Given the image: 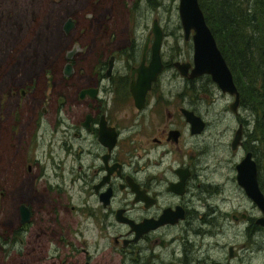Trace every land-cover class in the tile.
Returning a JSON list of instances; mask_svg holds the SVG:
<instances>
[{"label":"flooded vegetation","instance_id":"1","mask_svg":"<svg viewBox=\"0 0 264 264\" xmlns=\"http://www.w3.org/2000/svg\"><path fill=\"white\" fill-rule=\"evenodd\" d=\"M21 1L0 0V50L14 47L11 44L17 41L15 33H19V29L15 26L23 21L19 17L24 16L19 10ZM65 20L60 25L61 30ZM70 22L72 29L73 20ZM152 39L147 32L138 45H134L137 42L115 44L110 41L108 47L93 57L87 78L76 74L81 69L70 63L78 52L72 45L64 52L66 62L62 67L50 69L53 77L45 74L46 97L43 96L39 110L44 127L39 133L35 130L26 141L29 161L25 170L33 199L41 198L43 202L54 194L53 200L57 201L64 192L63 187L71 190L69 208L74 225L58 231L46 226L41 233L47 232V242L31 246L26 256L33 258L18 262L200 264L204 260L203 264H207V259L211 258L207 252L208 238L217 236V231L221 230L207 228L208 210L214 211L207 203L208 194L213 195L215 192L210 189L216 191L226 182L234 181L236 187L239 186L234 177L219 185L208 181L207 157H217L226 150L228 158L219 156L212 173L224 163L235 175L234 166L245 152L250 151L255 161L252 142L257 139L247 133L248 120L239 112L246 109L235 83L238 99L232 105L234 95L221 92L209 75L179 74L174 63H191V58L164 59L159 45L160 70L147 83V75L140 74V66L146 68L151 61ZM72 49L70 57L66 58ZM65 64L70 67L65 69ZM36 68L33 72H37ZM142 72L145 74L144 70ZM136 82L140 84L133 95L130 84ZM32 90L26 82L18 86L12 84L8 96L24 98ZM214 106L221 107L209 119ZM184 112L194 116L193 124ZM231 120L234 128L226 135ZM221 124L225 128L215 132L216 135L208 133L209 128ZM236 129L240 138L232 149ZM39 148L42 161L38 157ZM51 180L55 181L51 183ZM37 188L48 193L41 196ZM19 205L26 208L28 220L18 223L30 224L34 208L26 202ZM42 209L40 206V211ZM259 216L260 213L229 215L234 224L231 225L232 238L240 241L242 231L245 239L240 246H217L214 241L211 246L220 252L216 255L219 260L212 264H238V251L245 245L249 263L251 253L256 255L263 251L259 246L264 245V226L255 223ZM240 220L245 222L242 229ZM21 231L0 236V248L8 251L5 247L12 246L15 239L20 243ZM49 241H53L52 244Z\"/></svg>","mask_w":264,"mask_h":264},{"label":"rangeland","instance_id":"2","mask_svg":"<svg viewBox=\"0 0 264 264\" xmlns=\"http://www.w3.org/2000/svg\"><path fill=\"white\" fill-rule=\"evenodd\" d=\"M18 4L16 2L17 6ZM177 4L178 0H22L20 2L19 10L23 11L24 16H20L19 19L23 21L14 25L21 33L20 35L15 33L17 41L11 44L14 47L8 49L1 47L0 50V236L6 237L10 231H13L12 234L20 229L22 231L18 234V238L21 239L20 243L15 239L12 246L5 247L9 249L8 251L0 248V264H23L18 261L32 259L33 257L26 256V254L31 246L47 242V232L41 233L46 226L58 231L61 227L74 225L72 224L73 212L69 208L71 190L63 187L64 192L57 201L53 200L54 194L44 199L43 202H40L41 198L33 199L29 176L25 170V164L29 161L27 150L25 151L26 141L35 130L39 133L44 127L39 110L44 102L43 96L46 97L45 74H50L48 78L53 77L50 69L62 67L66 62L64 52L75 45L78 52L75 53L70 63L73 67L81 69L76 74L81 73L82 78H87L88 69L96 53L108 47L110 41L115 44L126 42H137L134 45L140 44L138 42L147 32H150L153 19L161 30L160 51L163 58L175 57L179 60H190L191 42L190 39L182 38ZM66 18L73 20L74 27L64 33L60 25ZM11 21L12 19L9 18V22ZM34 68L37 72H33ZM175 80L177 83L180 82L178 77ZM23 82L33 89L32 92L24 98H9L8 89L12 84L18 86ZM68 91L71 90L68 89ZM220 107L212 108L209 119ZM239 112L244 114L248 120L247 133H253L252 114L247 108ZM221 128L225 126L221 124L207 131L216 135L214 133L219 132ZM233 128L234 121L231 120L225 134L230 135ZM12 132L15 135H12ZM252 146L257 153L254 158L257 163L258 176L264 184V157L260 152L262 144L256 141L252 142ZM40 151L41 148L38 149V157L42 161ZM241 155L243 153H240ZM219 156L226 160L228 153L225 150ZM219 156H208L206 162L208 165L207 179L214 181L217 185L224 180L232 181L231 178L234 177V172H229L224 163L222 168L216 167L217 170L212 173V168L218 165ZM53 181L55 180H51V183ZM40 186H43L41 182ZM37 189L42 192L41 196L46 192L43 188ZM210 190L215 193L211 195L209 192L207 203L210 207H214V211L208 210L207 228H217L221 231H217V236L208 238L207 252L211 258L207 259V264L219 260L216 255L220 251L211 246L214 241L217 242V246L222 244L240 246L245 239L242 231L240 241L232 238L231 225L234 224L229 218L230 214L253 213L258 215L260 213L242 189L236 187L234 181L224 183L216 191ZM21 202L30 204L35 211L32 222L24 226L18 223L17 207ZM40 206L43 207L41 211ZM244 223L240 220L239 228L242 229ZM53 241L48 243L52 244ZM202 247L204 248V245ZM259 247L263 251L256 255L251 253L253 255L250 257V263L247 260L246 245L241 248L238 251L240 257L238 264H264V245ZM225 250L224 246L223 254ZM194 256L193 253L192 258ZM203 262L204 260H201L200 264Z\"/></svg>","mask_w":264,"mask_h":264},{"label":"trees","instance_id":"3","mask_svg":"<svg viewBox=\"0 0 264 264\" xmlns=\"http://www.w3.org/2000/svg\"><path fill=\"white\" fill-rule=\"evenodd\" d=\"M197 1L242 104L252 114V136L262 144L264 157V0ZM257 182L264 195L258 173Z\"/></svg>","mask_w":264,"mask_h":264},{"label":"water","instance_id":"4","mask_svg":"<svg viewBox=\"0 0 264 264\" xmlns=\"http://www.w3.org/2000/svg\"><path fill=\"white\" fill-rule=\"evenodd\" d=\"M177 13L182 28V38L190 39L191 42V63L179 62L174 63L175 68L182 76L195 77L200 74L209 75L211 81L215 83L221 92L234 95L232 105H235L238 99V92L233 84L231 73L218 50L214 37L207 26L203 13L199 7L197 0H178ZM71 27L70 19H66L62 25V30L67 33ZM150 34L152 35L151 43V61L146 68L140 66L141 76L147 75V83L160 70L159 62V45L161 42V30L156 21L151 22ZM74 49L66 54L69 58ZM69 64H65L64 68L68 69ZM188 68L190 70L188 71ZM139 70V69H138ZM145 71V74L142 71ZM67 72V71H66ZM142 72V73H141ZM140 83L136 82L131 85L133 95H136L137 88ZM185 117L191 124L194 123L190 112H184ZM234 138L231 141V148L234 149L239 142V129L234 132ZM235 181L242 189L245 196L256 206L260 212V216L256 218L255 223L264 226V195L259 188L257 182V165L251 156V152L247 151L241 157L240 161L234 166ZM28 220V213L23 205L18 206V222L24 223Z\"/></svg>","mask_w":264,"mask_h":264},{"label":"bare ground","instance_id":"5","mask_svg":"<svg viewBox=\"0 0 264 264\" xmlns=\"http://www.w3.org/2000/svg\"><path fill=\"white\" fill-rule=\"evenodd\" d=\"M217 46V45H216ZM233 84H234V82H233ZM235 86V85H234ZM235 89H236V87H235Z\"/></svg>","mask_w":264,"mask_h":264}]
</instances>
